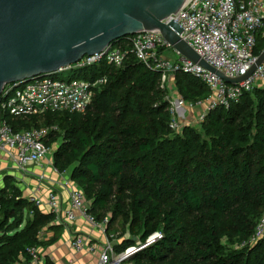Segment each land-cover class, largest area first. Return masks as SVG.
<instances>
[{
    "label": "trees",
    "instance_id": "trees-1",
    "mask_svg": "<svg viewBox=\"0 0 264 264\" xmlns=\"http://www.w3.org/2000/svg\"><path fill=\"white\" fill-rule=\"evenodd\" d=\"M120 41L128 50L123 66L103 61L62 75L106 77L85 113L49 111L8 122L16 131L48 129V146L59 141L54 166L84 192L106 233H119L117 254L161 234L125 264H264V236L254 239L264 212V89L208 111L200 129L176 132L160 72L137 60L128 38ZM263 49L260 36L257 54ZM176 81L187 101L209 99L194 76L177 72ZM63 227L14 176H4L0 264H31L29 249L56 242ZM48 231L55 236L43 241Z\"/></svg>",
    "mask_w": 264,
    "mask_h": 264
},
{
    "label": "built area",
    "instance_id": "built-area-1",
    "mask_svg": "<svg viewBox=\"0 0 264 264\" xmlns=\"http://www.w3.org/2000/svg\"><path fill=\"white\" fill-rule=\"evenodd\" d=\"M171 20L182 26V38L201 58L229 77L245 75L264 51L263 49L257 54L259 37L264 38V0H187L166 22ZM128 39L137 60L148 69L160 72L162 88L166 87L171 76L177 72H185L209 89L210 97L207 102L200 100L193 103L183 97L170 99L171 128L176 132L184 127L177 117V108L207 105L208 109L203 114L202 121L208 111L221 106L228 108L239 102L245 92H252L257 87L264 89V61L248 79L231 84L215 72L182 57L158 30L144 31ZM123 43L117 41L112 44L106 55L99 53L85 56L77 63L63 67L55 73L35 77L16 88L14 84L7 85L0 95V156L5 154L13 168L22 174H29L30 166L40 165L47 159L51 151L47 145L49 130L33 128L16 131L8 118L39 115L49 111L85 113L93 102L96 90L106 83V77L88 80L62 75L103 61L116 67L123 66L128 54ZM171 51L177 55L176 60L169 58ZM44 178L41 176V179ZM66 186L69 188L70 207L65 212L62 210L59 195L53 188L49 190L47 201L36 195H32L31 199L35 206L42 207L46 204L51 212L57 214L58 220H63L66 225L74 222L79 214L90 224L100 226L87 210L88 203L84 192L69 179ZM63 213L64 216L60 219ZM102 225L105 228V223ZM262 236L264 212L255 229L254 239ZM160 237V233H155L139 248L133 247V252ZM71 245L77 251L88 248L93 252L97 249L96 245L88 243L81 235H75L71 239ZM128 249L117 254L113 242L107 239L100 252L99 264H125L133 253H128ZM29 252L31 264H44L39 247H32Z\"/></svg>",
    "mask_w": 264,
    "mask_h": 264
},
{
    "label": "water",
    "instance_id": "water-1",
    "mask_svg": "<svg viewBox=\"0 0 264 264\" xmlns=\"http://www.w3.org/2000/svg\"><path fill=\"white\" fill-rule=\"evenodd\" d=\"M187 0H0V95L35 77L52 74L85 56L105 55L117 41L158 30L184 58L238 84L264 61V51L250 70L229 77L210 66L182 38L175 20L166 22Z\"/></svg>",
    "mask_w": 264,
    "mask_h": 264
},
{
    "label": "crops",
    "instance_id": "crops-1",
    "mask_svg": "<svg viewBox=\"0 0 264 264\" xmlns=\"http://www.w3.org/2000/svg\"><path fill=\"white\" fill-rule=\"evenodd\" d=\"M169 55L173 56L175 60L177 59V55L172 51L169 52ZM0 162L2 164V171L5 172V175H9L7 172L14 168L10 165L11 162L5 154H1ZM41 176L45 178L41 179ZM15 178L18 180L22 189H25L28 196L33 194L44 201H47L49 190L53 188L59 195L62 210L65 212L69 209V188L66 186V181L68 179L71 180L70 174L60 173L56 167L51 165L48 158L43 160L40 165L30 166L29 174L20 173ZM41 210L51 212L46 204L41 207ZM63 216L64 213L60 216V219ZM58 233L60 237L56 242L40 247L44 263L46 261H52L54 264H99L100 252L103 250L107 239L114 242L113 235L109 236L102 224L100 226H94L79 214L77 219L71 224L66 225L65 223V227ZM75 235L83 236L88 243L96 245L97 249L93 252L88 248H84L81 251L75 250L71 245V239ZM41 236L43 241L50 240L55 236V233L48 231Z\"/></svg>",
    "mask_w": 264,
    "mask_h": 264
},
{
    "label": "rangeland",
    "instance_id": "rangeland-1",
    "mask_svg": "<svg viewBox=\"0 0 264 264\" xmlns=\"http://www.w3.org/2000/svg\"><path fill=\"white\" fill-rule=\"evenodd\" d=\"M169 58L172 60L174 59V57L170 56V55H169ZM165 86H166L165 87L166 90L169 93L170 99L177 100L179 97H182V95L179 93V90H178L176 75L171 76V80ZM207 109H208V107L205 104L201 105V106H194V107H181V108L176 109V114H177L179 121L181 122V124L183 126L188 125V126H192V127L197 128V129H200L201 118H202L203 114L207 111ZM58 143H59V141L53 142L50 146L51 151H50L48 159H49V161L53 167H55L54 166V153H55L56 149L58 148V145H59ZM10 165L12 166L11 163H10ZM1 166H2V164H1ZM7 173L9 175L12 174L14 177H17L20 174L17 170H14V169L9 170ZM4 175H5L4 171L0 172V187L3 184ZM17 182H18V180H17ZM18 184H19V182H18ZM19 186H20V184H19ZM24 188H26V187H24ZM24 194L28 196V194L25 192V189H24ZM31 195H33V194H31ZM31 195H30V197H31ZM113 239H114L113 243H119L120 242V237H119L118 232L113 234ZM42 250H44V248H42ZM134 254H135V252H133L131 254V256H133ZM129 264H133V263H129Z\"/></svg>",
    "mask_w": 264,
    "mask_h": 264
},
{
    "label": "bare ground",
    "instance_id": "bare-ground-1",
    "mask_svg": "<svg viewBox=\"0 0 264 264\" xmlns=\"http://www.w3.org/2000/svg\"><path fill=\"white\" fill-rule=\"evenodd\" d=\"M133 251H134V248L133 247H131V248L128 249V253H132Z\"/></svg>",
    "mask_w": 264,
    "mask_h": 264
}]
</instances>
